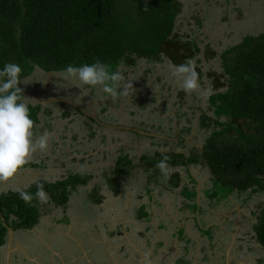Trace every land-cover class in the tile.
Returning a JSON list of instances; mask_svg holds the SVG:
<instances>
[{"label": "trees", "instance_id": "trees-1", "mask_svg": "<svg viewBox=\"0 0 264 264\" xmlns=\"http://www.w3.org/2000/svg\"><path fill=\"white\" fill-rule=\"evenodd\" d=\"M183 11L184 3L180 0H0V67L6 62L18 63L23 69L22 78H27L36 67L61 71L69 64L79 66L99 60L130 77L142 59L163 62L168 58L179 65L193 60L202 51L196 39L186 35L184 40L175 31L176 20ZM196 19L202 25V19ZM213 54H218L217 49L206 46L205 59ZM221 59L224 72L206 74L215 78L210 106L206 110L200 108V121L207 128L213 127L212 135L201 153L150 150L142 154L140 168H146L149 183L154 181L168 188L180 185L179 172L171 173L165 181L157 167L167 156L170 167L194 163L209 167L213 185L206 195L212 200L226 198L236 190L239 193L264 190V33L245 35L239 44L226 49ZM198 61L201 63L202 58ZM196 71L202 80L205 76L202 66H196ZM226 87V91H220ZM179 93L183 95L182 91ZM29 107L35 120L39 107L31 104ZM207 110H213V114ZM178 138V145L185 146V136L179 133ZM130 159L129 153L121 154L114 169L104 175L116 195L121 184L133 175L132 169L126 168L132 165ZM92 175L75 172L55 183L42 182V186L51 200L63 205L76 186L87 184ZM42 183L24 190L35 194ZM187 194L195 193L187 191ZM40 210L36 199L26 204L18 191L3 193L0 247L8 241V227L16 233L32 231L40 223ZM149 216L143 208L137 218L147 220ZM258 219L256 239L264 246V208ZM205 225L201 230L213 238L212 227L205 232ZM182 262L190 261L184 257Z\"/></svg>", "mask_w": 264, "mask_h": 264}, {"label": "rangeland", "instance_id": "rangeland-1", "mask_svg": "<svg viewBox=\"0 0 264 264\" xmlns=\"http://www.w3.org/2000/svg\"><path fill=\"white\" fill-rule=\"evenodd\" d=\"M180 1L184 3V11L176 20L177 26L175 31H178L184 40L186 39V35H189L191 39H196L198 41V45H200V47L203 49V53H200L193 61L195 62L196 66H202V69L207 73L216 72L217 74L221 75L225 70L223 59H221V57L226 49H228L230 46L239 44L243 37L247 34L264 33V0ZM129 9L130 11H133V8ZM196 17H200L202 19V25H199L198 19H196ZM208 45L217 49L218 54H213L211 57H209V59H205L206 57L203 54L206 46ZM199 58H202L201 63L198 61ZM172 65L174 64H172L168 58H166L163 62H151L147 59H142L139 62L135 68L136 71L131 74L133 76L132 80H130L131 76L126 77L128 80H130L132 86L129 88L130 95L128 97L121 98V100L123 99L124 101L122 105L125 107L124 112H122L124 114L122 117L125 116L126 119L134 118L138 121L148 119V122L152 124L150 128H156L155 131L158 133L159 138H154V144L156 146H154V149L153 147H150V150L164 149L165 151H170L172 149L177 152L184 151L188 155L190 153H196V151L201 153L208 137L212 135L213 127L207 128L201 123L200 116L202 114L200 108L206 110L207 107L210 106L209 97L214 93L211 85H213L215 78L213 76L208 78L207 76H204L202 80L199 78L201 84L200 91L198 93H186L178 86V84L174 83L170 79L169 70ZM37 72H39L37 76H35L37 79L44 80L46 84L49 82V85L54 84L55 81L53 77L49 76L50 80L53 79L50 81L45 77L42 71L37 69ZM39 74H41L42 77H39ZM58 81H60L59 77ZM29 83L31 82H28V84ZM226 89L227 87L221 88L220 91H226ZM181 91L183 92V95H180L179 92ZM95 93L96 92L94 91L93 94L95 95ZM120 109L122 110L121 107L117 110ZM207 111L213 114V110ZM132 112L135 114L132 115ZM185 123L188 125H184ZM74 124H77L76 127H83L86 125L80 121H75ZM176 128L177 130L179 128L180 133L185 136V146L181 144L178 145V143H176L177 139H174V142H170V140H173V137L175 136L173 132L176 131ZM188 128H190V130ZM160 137L168 140L164 141L160 139ZM157 144L160 145L157 146ZM146 145H148V141L144 143L143 147ZM150 150L144 148V150L142 149L140 152H132L131 156L134 158V162L133 159H130L129 161L132 162V165H128L126 168L132 169L133 175L131 177H135V179L130 178L128 183H126L119 194L115 195L114 193H108L103 204V214L106 212L109 213L108 216H110L113 213H116L115 215L118 216L116 222H123L122 229L123 231H126L125 237L128 239L127 242L133 244L134 250L135 245H143L146 242L148 243V241L142 240V235L144 233H142V230L146 229L148 223L144 220L138 219L136 216L139 203L144 200L145 202H148V197L151 195L157 197L158 200H162V204L155 205L154 209H152V213L153 211L155 212L154 215H152L151 222L158 226L160 223H169V221H176L178 217L180 218L182 213L180 208L183 209L182 204L185 203L183 198H186L180 194L181 187L179 189L168 188L165 187L164 184H151L154 186L151 195L140 196V190L142 189L139 187L140 185L145 187L147 182L145 174L146 168L144 170L140 168L142 162L141 159H138V157ZM45 158H47V156ZM99 158L102 157L97 156V160ZM108 159L109 160L103 158L102 161L95 160L93 164L90 165L87 162L89 167L88 170L98 168L99 165H102V163L107 162L108 165H111L114 161H116V157L113 159L109 157ZM50 164L51 160L46 159L45 165H43V168H41L42 170L39 168L35 169L40 175H42L43 172L45 173V171L49 170L47 167H49ZM137 166L139 168V172H142L141 175L145 176V179H142V176L140 177L139 173L137 172ZM189 168L190 172H187L186 174L184 173V178L188 179L189 181V176L193 175V178L200 181V199L202 200H200L201 215L199 245L200 250L201 247H204L205 252L203 253L208 254L209 256L208 259L202 261V264H223L225 262L223 254L226 253V249L230 245L229 241L231 237L230 234L223 230L222 220L226 212H233L235 210V206L242 208L245 212V215H247L244 219V227L241 239L242 241L235 252L236 258L240 257L239 253L241 256L245 253L244 257L249 264H264V247L258 243L256 239L257 232L256 228L254 227V225L259 223L258 216L261 215L264 208V190L258 192L248 191L247 193H243V195H232L233 199L226 197L223 200H212L206 195V191L211 189L213 185L211 177L212 175L210 173L209 167L201 163H196L195 165L192 164ZM53 173L55 175H59L61 172L57 171ZM94 173L96 177L94 179H90L88 187L94 185V183L98 180V176L101 174L100 172L95 171L93 174ZM41 185L44 186L43 183ZM159 192H162V196L164 197H162ZM47 194L50 199H52L50 194ZM139 196L141 198H138ZM93 198L94 199H91L93 202H95V199L97 198ZM230 200H232V203H230ZM52 201L56 202L54 199ZM227 202L229 203L226 204ZM222 203H225V208H223L224 205ZM70 204L68 208L73 220L71 222L72 226L69 227V231H72L71 236L76 237L78 240L79 238H82V236L78 237V235L75 234L77 230H80L78 228H83L90 222L80 218V214H84V212L82 213L84 205L79 203ZM73 205L76 207H73ZM152 205L154 204L152 203ZM92 207L93 206L89 205L90 209H92ZM187 210L188 209H186V211ZM51 212H53V215L48 213V217L62 216L61 211L59 212L55 209H52ZM190 213H193V211ZM105 216L108 217L107 215ZM193 216L194 215H184V217H187V231L188 229H192V233L198 234V228H196L195 225L192 226L194 223L192 222ZM107 219L109 220V218ZM125 219L127 221H125ZM46 220L41 222L42 226L45 225ZM116 222L113 225H111V223L109 225H105L107 223H105L103 219L93 218L91 224H96L99 231L96 233L95 230L90 228L92 233L85 236L87 241L84 240V242L86 241L87 244L84 245V248L81 247L82 250L78 252H76L77 250L74 249V246H72L71 243L68 246L60 245L61 243L59 242V239L64 237L63 235L59 234L57 236H46L47 240H44L46 241V244L42 243L43 245H39L38 247H35V244L31 250L32 252H37L35 259H43L44 262L47 260L50 261L49 259H53V261L56 260L55 264H57V261L60 263L61 261L53 258V254H45V252L49 251L48 249L50 248H53V250H56L57 254L61 255V259L63 260L64 264H107V256L110 258L111 264H120V262L126 264L132 257H126L124 251L120 250V248L123 247V244L121 243L123 242V237L121 236L119 238L120 241H116L114 240L116 239V236L109 232L112 228L115 230L114 226ZM205 224L207 227L213 225V232L211 230V233L214 235L213 238L201 230ZM77 226L78 228H76ZM171 227L173 228L174 225L171 224L167 229L161 230V235H163L162 238H164L166 241L169 238L167 235L170 233L169 231ZM126 228L129 229V232L126 230ZM228 230L231 231V228H228ZM59 231L66 232L67 229L62 228L59 229ZM207 231H210V229H206L205 232ZM33 235V231L17 232L16 236L14 237V243L18 246L16 250L18 251V249H21L24 251V253L29 255L25 246H29V248L32 247L33 245L27 242V240L31 241L32 239L26 238L33 237ZM168 241V246L170 249H174L175 251L176 246L174 248V240L170 239ZM129 243H127V245L130 246ZM180 246H177L178 253L181 252L180 248L182 249V246ZM163 248L164 246L157 249L159 252L155 254L152 261L158 263L165 261L163 264H169V260L172 258L173 251H170V253H162L161 250ZM191 248L192 247H190V251L194 252L193 248ZM5 256L6 251L5 246H3L0 249V261L5 260ZM200 257H202V252H200ZM137 261L139 262V260Z\"/></svg>", "mask_w": 264, "mask_h": 264}, {"label": "crops", "instance_id": "crops-1", "mask_svg": "<svg viewBox=\"0 0 264 264\" xmlns=\"http://www.w3.org/2000/svg\"><path fill=\"white\" fill-rule=\"evenodd\" d=\"M35 70L33 71L32 75L27 77L28 79H30V82H34L32 78L34 76H37V74L39 73L37 72V68ZM38 70L41 71L39 67ZM50 74L51 73H47L48 76ZM48 76L46 78L50 80V77ZM27 85L28 83H26L25 88L29 87V85L28 86ZM78 89L79 88L77 87L65 88L67 94L64 95L62 91L61 98L62 97L68 98L66 96L72 94V99L76 101L78 99V98L76 99L77 97L76 94H78L77 93ZM84 91L85 94H83L84 96L82 97V100L84 101L85 106L88 107V110H90V112L92 113L96 112V114H98V112L103 113L104 111L103 105L106 103V100H104L106 99L105 95L98 90H94L96 92L95 95L93 94V91H90L89 89H85ZM112 101H114L115 104L117 102L116 107L118 109L120 107L122 108V110L121 109L119 110L120 112L121 111L124 112L125 107L122 105L124 102L123 99L122 100L117 99ZM27 103H29V101H27ZM62 104L63 103H60V105L57 104V106L53 105V106H48L47 108H41L37 110L34 133L37 138H39L45 132L51 134L48 140L47 147L43 151L37 149V151L33 154L31 162L28 165H26L22 170H20V172L13 179H11L6 183L0 184V193L3 192L4 190L17 191L18 189L19 190L28 189L32 184L38 182L55 183L57 181L67 178L69 174L75 172H85V173L90 172L88 174H93L94 171L100 172L101 174L98 176V180L94 183V185L88 187L90 180L88 181L87 184L77 185L75 191H72V193L70 194L69 200L66 204L63 205L57 204L53 202L50 199V197L48 203L46 204L40 203L41 217H40V223L38 224L39 226L37 227L35 226L32 229L34 233L32 237L33 239L31 238L32 239L31 241L27 240V242L32 245L36 244L33 241L34 239L38 241L37 242L38 244L39 243L46 244V241H44L47 240L46 236H57L59 234V235H63L64 237L62 239H59V242L61 243L60 245L68 246L71 243V245L74 246V249L77 250L76 252H78L82 250L81 247L84 248V245L87 244L86 242L87 240L85 236L90 235V233H92L91 229L95 230L96 233H98L99 231L96 224H91L93 218L103 219V221L107 223L105 225H109L110 223L111 225H113L116 222V219L118 218V216L115 215L116 213H113L114 215L112 214L110 216H108L109 213L106 212L105 214H103V210H104L103 204L105 202V199L107 198L106 195H108V193H112V194L114 193V191L107 185L105 180L106 178L104 177V175L107 172L112 171V169H114V165L116 161H114L113 164L111 165H108L107 162L102 163V165L101 166L99 165L98 168H93L90 170H88L89 169L88 163L89 165L93 164V162L97 160V156L102 157L98 159L101 161L103 160V158L109 160L108 159L109 157L111 159L116 157L117 160V158L121 154L123 155L127 153H129V156L134 160V158L131 156L132 152H136V151L140 152L142 151V149L144 150V148L150 150L151 149L150 147H153L154 149V146H156L154 144V138L156 137L159 138V135L153 128H150L152 124L148 122V119L138 121L132 118L129 120L122 121V115L124 114L121 112L122 113L120 116L121 118L118 117L117 119H113L112 121H109V119H107L109 117L107 112L108 108L105 107L107 116L104 119H100V120L102 122L104 121V123L107 124L106 125L101 124L99 126L96 125L97 123L95 124L92 122L93 124H91L90 123L91 121L88 118L84 117V115L87 116V114L83 115V112L81 113L77 111L74 107L72 106L64 107ZM36 105L34 106L35 108L38 107ZM113 109L114 108H112V110ZM116 112L118 113V110ZM131 114L134 115L135 113L133 112ZM75 121L78 122L80 121L83 124L87 123L89 128H85V126L76 127L77 124H74ZM102 125H104L105 127H102ZM160 139L163 138L160 137ZM147 141H148V145L143 147L144 143H146ZM155 150H159V149H155ZM160 151H165V150L163 149ZM46 156L47 158H45ZM140 157L141 156H139L138 159H140ZM46 159L51 160V164L49 165V167H47L49 170L45 171V173L43 172L42 175H40L35 168H39V169L43 168ZM137 170H138L137 172L141 177L142 172L141 171L139 172V169ZM57 171H60L61 173L59 175H55L53 172H57ZM92 176L93 177L91 179H94L96 177L95 173ZM131 178L135 179V177H131ZM142 179H145V176H142ZM128 181L121 184L120 192L122 191V188L126 185V183H128ZM146 182L147 184L145 187L141 185L139 187L140 189H142L140 190L141 192L140 196L151 195V192L154 188V186H152L151 184L156 185L154 181L149 183L147 177H146ZM94 193H96V198H98V201L97 199H95L96 200L95 202L92 201V199H94L93 198ZM159 194L162 196V192H159ZM140 196L138 198H141ZM101 197L103 198L101 199ZM148 198H149L148 202H145L144 200L139 203L138 206L139 208L137 210V215H141L142 209L145 208V210L148 211V215H150L149 218H147V220H144L148 223L145 229L146 231L142 230V233L144 232L142 235L143 236L142 240L148 241V243L146 242L143 245H135V250H134L133 244L127 242L128 239L125 237L126 231H123L122 229L123 222L121 221L116 222L114 226L115 230L112 228L111 231H109L112 235L116 236V239H114L116 241H120L119 238L121 236L123 237L122 239L123 242H121L123 244V247L120 249L121 250L123 249L125 252L129 253V254L127 253L125 254L126 257L128 255L132 257L126 264H154L155 262L152 261V259L155 256V251L159 252L157 249L162 246H164V248L161 250L162 253H170V251H173L172 256H175L178 254V249H177L178 245L182 246V249L180 248L181 252H179L182 254L183 249L186 248L190 250V247L193 248L195 245H197L198 242L200 243L201 207L199 210L196 211L194 208H190L189 201L183 198V201H185L186 203L185 206L184 204H182L183 209L180 208V211L182 212L180 218L178 217L176 221L172 220L169 221V223H160L158 226H156L153 222H151L152 215H154L155 212L153 211L152 213V209H154L155 205L162 204V200L160 199L158 200L157 197H154L153 195L149 196ZM70 203L71 204L79 203L84 205L82 211V213L84 212V214H80V218L82 220H87L88 222H90L87 226L83 228L81 227L78 228V226L76 227L80 230H77L75 234L78 235V237L82 236V238L81 239L79 238L78 240L76 239V237L71 236L72 231H69L70 230L69 227L72 226L71 222L73 220L72 216L69 213V208H68ZM152 203L154 205H152ZM89 205L93 206L92 209L89 208ZM73 207L76 206L73 205ZM52 209L53 210L55 209L59 212L61 211L62 216L48 217L49 215L48 213H51L53 215V212H51ZM186 209L188 210L186 211ZM191 210L193 211V213H190L192 212ZM105 215H107L108 217H106ZM184 215H194L192 218L193 220L192 222H194L192 226L195 225L196 228H198L199 230L198 234L192 233L191 232L192 229H188L186 233L185 231H183L187 227L186 226L187 217H184ZM65 218L67 220H63ZM107 218H109V220ZM45 220H46L45 225L42 226L41 222L42 221L44 222ZM125 221L127 220L125 219ZM171 224L174 225V227L173 228L171 227L169 231L170 233L167 235V237H169L168 240L170 239L174 240L175 242L174 248L176 246L175 251L174 249H170V247L168 246L169 241L168 240L166 241L164 238H162L163 235H161L162 234L161 230L167 229ZM62 228L67 229V231L60 232L59 229ZM126 230L129 232V229L126 228ZM180 231H183L182 232L183 235ZM84 240L86 241L84 242ZM127 243H129L130 246L127 245ZM50 250H51L50 254H53V258L56 259V257L59 254H57L56 250H53V248H50ZM235 254L236 253L234 252L233 258L236 257ZM243 255H245V253ZM26 256L30 258L29 255ZM59 256L61 257V255ZM137 260H139V262ZM120 263L125 264L122 262Z\"/></svg>", "mask_w": 264, "mask_h": 264}, {"label": "clouds", "instance_id": "clouds-1", "mask_svg": "<svg viewBox=\"0 0 264 264\" xmlns=\"http://www.w3.org/2000/svg\"><path fill=\"white\" fill-rule=\"evenodd\" d=\"M22 72V67L14 62H6L0 67V184L13 179L28 165L37 149L45 150L51 135L45 132L39 138L35 136L36 122L29 107L30 104L35 106V101L26 98L23 89L19 87L22 83L30 82L22 78ZM58 77L62 82L60 87H77L82 91L84 88L98 90L106 99L111 100L128 97L132 86L122 73L112 70L109 64L99 60L79 66L69 64L58 73ZM169 77L186 93H198L201 89L196 65L192 60L172 65ZM167 161L168 157L165 156L157 164L165 181L171 174ZM17 191L19 198L26 204H31L34 199L42 204L49 202V196L42 185L37 187L35 194L26 190Z\"/></svg>", "mask_w": 264, "mask_h": 264}, {"label": "flooded vegetation", "instance_id": "flooded-vegetation-1", "mask_svg": "<svg viewBox=\"0 0 264 264\" xmlns=\"http://www.w3.org/2000/svg\"><path fill=\"white\" fill-rule=\"evenodd\" d=\"M209 1V0H208ZM197 41V40H196ZM197 44H198V41H197ZM200 46V45H199ZM202 49V48H201ZM201 53H203V49H202V51H201ZM204 54H205V51H204ZM203 54V55H204ZM195 59V58H194ZM193 59V60H194ZM170 60V59H169ZM192 60V61H193ZM170 62L172 63V64H174L171 60H170ZM174 65H176V64H174ZM37 69H38V67H36ZM35 68V69H36ZM39 69L42 71V73L45 75V77H47L48 75H47V73H51L49 76L50 77H53V79H54V84L53 85H49V82H47V84H46V82L44 81V80H41V79H37L35 76L32 78L33 80H34V82H31V83H29L28 85H29V87L27 88H25V85H24V83H22V85L24 86V88L27 90V91H30V92H33V93H35L36 95H38L39 97H41V98H43V99H46V100H48V99H60L61 98V95H62V91H63V93H64V95H66L67 93H66V90H65V88H63V87H60L59 86V84L60 83H62L61 81H58V73H60L61 71H46V70H44V69H42V68H40L39 67ZM136 70L134 69V71L133 72H135ZM204 72H205V76H207V78H208V75H206V74H208L205 70H203ZM133 74V73H132ZM48 76V77H49ZM39 77H42V75H40ZM133 77V76H132ZM26 79H28V78H26ZM52 79V80H53ZM29 81H30V79H28ZM52 80H50V81H52ZM27 85V86H28ZM85 89H87V88H84L83 89V91L81 90V89H78V94H76L77 95V97H76V101L75 100H73L72 99V94H69V96H66V97H68V98H64V97H62L61 99H63V100H67L68 102H65V101H58V100H55V101H52L51 103H49V104H45V105H43V104H38V105H36V106H38L39 107V109H41V108H47L48 106H53V105H56L57 106V104L58 105H60V103H63L62 105L64 106V107H74L77 111H79V112H83V115L84 114H87V116L86 115H84V117L85 118H88L91 122V124H93V123H97L96 125H101V124H104V125H106L107 123H104V121L102 122L100 119H104L106 116H107V114H106V108H108V110H107V112H108V118L107 119H109V121H112L113 119H117L118 117H120L121 116V112L118 110V113L116 112L117 111V102H116V104H115V102L114 101H112V100H110V99H104V100H106V103L103 105V113H100V112H98V114H96V112H90V110H88V107L87 106H85V104H84V101L82 100V97L84 96L83 94H85ZM94 92V91H93ZM30 100V99H29ZM31 101V100H30ZM34 101V100H33ZM82 101V102H81ZM99 102V101H98ZM72 103H74V104H77V105H79L84 111H81L80 109H78L77 107H75ZM62 106V107H63ZM102 106V105H101ZM106 107V108H105ZM112 108H114L113 110H112ZM93 116H95L96 118H97V120L96 119H94V117ZM121 118V117H120ZM98 120L100 121L99 123H98ZM125 120H129V119H126V117L125 116H123L122 117V121H125ZM93 122V123H92ZM104 125H102V127H105ZM184 125H188L187 123H185ZM184 125H183V127H184ZM88 126V124L86 123V125H85V128H89V126ZM156 128H154V130H155ZM177 129V128H176ZM193 130V129H192ZM174 133V137H173V142H174V139L176 138V139H178L177 141H176V143H179L180 141H179V138H178V135H179V133H180V129L178 128V130L177 131H174L173 132ZM186 140V139H185ZM184 143H185V141H184ZM185 154H186V152H185ZM191 154V153H190ZM189 154V155H190ZM186 155H188V154H186ZM196 163H194V165H195ZM192 164H189L188 166H177V167H170V169H171V173H176V172H179L180 173V175H181V182H180V185L178 186V187H176L175 189H179L180 187H181V190H180V193H181V195L182 196H185L186 198L185 199H187L188 201H189V204H190V208H194L196 211L197 210H199L200 209V207H201V205H200V200H202V199H200V181L199 180H197V179H195V178H193V175L192 176H189V178H190V180L188 181V179H185L184 178V176H185V174L187 173V172H190V166H191ZM184 169H185V172H184ZM185 173V174H184ZM189 175V174H188ZM187 175V176H188ZM168 186L170 187V184H168ZM187 188H188V190H187ZM11 191V190H10ZM187 191H189V192H192V193H195V194H192V195H188L187 194ZM4 192H7V191H3V192H1L0 193V196L4 193ZM186 192V193H185ZM247 193V192H246ZM243 195V193H239V191H234L233 193H230L229 195H228V197L230 198V199H233L232 198V195ZM227 197V198H228ZM224 198H221V199H219V200H223ZM231 202L230 203H232V200H230ZM186 203V202H185ZM184 203V204H185ZM229 202H227L226 204H228ZM221 204V203H220ZM223 205H224V207L223 208H225L226 206H225V203H222ZM234 211L232 212V211H228V212H226L225 214H224V217H223V220H222V226H223V230H225L228 234H230V237H231V239H230V245H231V242H232V240H233V236H234V233H236L237 232V242H236V245H235V247H234V250L232 251V258H231V263L232 264H238L240 261H244L246 264H249L248 263V261H246V259H245V257H244V255H242L241 256V254L239 253V258H233V254H234V252H236V250H237V247L241 244V239H242V231H243V227H244V219H245V217L247 216V215H245V212L243 211V209L242 208H238V206H235L234 207ZM220 211H222V210H220ZM222 212H224V211H222ZM221 212V213H222ZM206 226V229H208V227H207V225H205ZM213 225H211V227H212ZM230 226V227H229ZM254 227L256 228L257 227V224L256 225H254ZM185 228V227H184ZM228 228H231V231L230 230H228ZM254 228V229H255ZM183 231H185V233L187 232V227L185 228V230H183ZM15 236H16V231H15ZM14 236V237H15ZM251 236V235H250ZM8 238H9V236H8ZM28 239H31L32 237H27ZM33 239V238H32ZM250 240V239H249ZM34 241V243H36V246H35V244H33V246L32 247H30L29 248V246H25V248L27 249V252H28V254H29V256H30V258H28L26 255V253H24V251H22L21 249H18V251L16 250L17 248H18V246L15 244V243H13V250H10V248L8 247V244H7V242L3 245V246H5V251H6V256H5V260H2V261H0V264H44V263H47V264H55V261H53L52 259H49L50 261H46V262H44V260L42 259H39V260H37V259H35V255H37V252H32V248L35 246V247H38L39 245H43V244H38L37 242V240H33ZM258 241V240H257ZM198 242V241H197ZM33 243V242H32ZM199 243V242H198ZM197 243V245H195L194 247H193V250H194V252H192V251H190L189 249H183L182 250V254L181 253H178L177 255H175V256H172V259L171 260H169V264H185V263H183L182 262V258H184V257H186V259H188L190 262L188 263V264H202L203 262V260H205V259H208V254H204L203 252H205L204 251V247H201V250H200V243L198 244ZM258 243L261 245V246H263L259 241H258ZM32 245V244H31ZM229 245V246H230ZM3 246H1L0 247V249L3 247ZM228 246V247H229ZM227 247V248H228ZM264 247V246H263ZM112 249V248H111ZM49 251H46L45 252V254L46 255H48V253H50L51 252V250L50 249H48ZM121 250V249H120ZM123 250V249H122ZM1 251H3V250H1ZM124 251V250H123ZM200 252H202V257H200ZM10 253V258H8V254ZM127 252H125L124 251V254H126ZM158 252L157 251H155V254H157ZM226 253H227V249H226ZM226 253H224L223 254V258H225V262H224V264H227L228 262H227V254ZM127 254H129V253H127ZM128 257H129V255H128ZM56 259L57 260H60L61 261V263L60 262H56L57 264L59 263V264H64L63 263V260L61 259V257L58 255L57 257H56ZM201 259V260H200ZM106 260H107V264H111V260H110V258L107 256L106 257ZM53 261V262H52ZM163 263H165V261H162V263H158V262H155L154 264H163ZM90 264V263H89ZM114 264V263H113ZM121 264V263H120Z\"/></svg>", "mask_w": 264, "mask_h": 264}, {"label": "water", "instance_id": "water-1", "mask_svg": "<svg viewBox=\"0 0 264 264\" xmlns=\"http://www.w3.org/2000/svg\"><path fill=\"white\" fill-rule=\"evenodd\" d=\"M19 87H21L23 89V95L26 97V98H29L31 100H34L35 101V105L36 104H43V105H47L49 103H51L52 101H55V100H58V101H65L63 99H43L41 97H39L38 95H36L35 93L33 92H30V91H27L26 89H24V86L22 84L19 85ZM65 102H68L67 100ZM75 107H77L78 109H80L81 111H84L79 105L77 104H74L72 103ZM94 119L97 120V118L95 116H93ZM100 121L98 120V123ZM8 232H9V238H8V247L10 248V250H13V243H14V236H15V231L11 228V227H8ZM236 242H237V232L234 233V236H233V240L231 242V245L227 248V264H232L231 263V258H232V251L234 250V247L236 245ZM8 258H10V253L8 254ZM238 264H246L244 261H240Z\"/></svg>", "mask_w": 264, "mask_h": 264}]
</instances>
